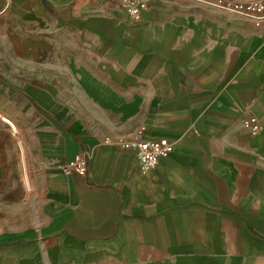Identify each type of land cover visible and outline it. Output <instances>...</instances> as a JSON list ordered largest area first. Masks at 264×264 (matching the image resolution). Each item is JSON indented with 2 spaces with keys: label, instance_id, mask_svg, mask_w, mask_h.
<instances>
[{
  "label": "crops",
  "instance_id": "1",
  "mask_svg": "<svg viewBox=\"0 0 264 264\" xmlns=\"http://www.w3.org/2000/svg\"><path fill=\"white\" fill-rule=\"evenodd\" d=\"M252 1L0 0V264H264V20L217 7Z\"/></svg>",
  "mask_w": 264,
  "mask_h": 264
},
{
  "label": "built area",
  "instance_id": "2",
  "mask_svg": "<svg viewBox=\"0 0 264 264\" xmlns=\"http://www.w3.org/2000/svg\"><path fill=\"white\" fill-rule=\"evenodd\" d=\"M150 0H123V6L133 23L140 22L149 8ZM221 10L253 19L257 24L264 20V0H255L247 3L226 2L217 5ZM245 124L254 131L258 129L257 118L251 116ZM106 141H110L107 139ZM124 148L136 153L142 171L154 168L161 156L173 150L174 143L168 139L145 140L138 136L132 140H121ZM87 158L84 153L77 154L67 165L66 173H85Z\"/></svg>",
  "mask_w": 264,
  "mask_h": 264
}]
</instances>
